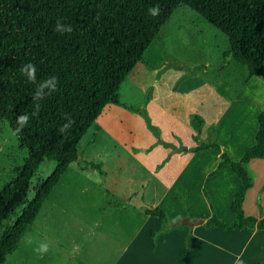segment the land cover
Masks as SVG:
<instances>
[{
	"label": "rangeland",
	"instance_id": "obj_1",
	"mask_svg": "<svg viewBox=\"0 0 264 264\" xmlns=\"http://www.w3.org/2000/svg\"><path fill=\"white\" fill-rule=\"evenodd\" d=\"M228 47L225 35L188 6L179 5L161 27L159 37L145 50L143 60L133 66L120 84L119 104L105 105L78 143L76 160L67 166L52 196L55 201L61 200L63 210L48 221L46 214L36 215L17 249L6 256L3 264H111L123 242L129 240L131 229L126 220L107 217L108 207L127 200L141 209L154 207L159 197V191H154L160 190L163 183L160 178L163 170L158 169V165L166 157L176 160L177 157L172 159L169 155L179 143L212 141L216 111H223L227 104L224 99L232 98L247 82L246 67L222 57ZM167 57L175 64H168ZM182 87L186 92L180 91ZM254 87L258 88L257 83ZM123 104L134 109L125 108ZM186 111L195 114L203 125L196 126L198 123L194 121L190 128L192 118L186 117ZM230 116L239 117V111ZM238 125L242 128L241 118ZM155 138L161 140L154 143ZM204 156V170L217 164L212 152ZM27 157L28 151L20 148L16 135L7 121L2 120L0 189L15 177L16 170ZM86 161L100 164L104 175H99L96 170L81 169L80 164ZM180 164L181 160L175 165L166 163L163 175L176 176ZM54 167V161L43 160L39 164L29 182L26 201L33 197L35 186L46 179ZM261 173L264 174L252 166L248 171L254 188L248 192L242 206L245 214L254 217L264 213V196L260 198L259 195L264 184ZM180 174L186 179L199 173L191 170ZM221 175L219 179L214 178L215 181L208 179L206 182L205 204L196 196L193 198L191 206L196 215L190 220L206 219L209 214L226 222L230 209L225 190L218 197L208 193L212 185L216 184L220 192L223 183H233L227 173ZM196 179L190 177L188 181L194 183ZM182 202L185 207L189 204ZM18 213L19 208L16 214L0 222V232ZM98 222H101L100 226ZM39 226L44 227L43 237L37 236ZM164 227L154 231V242L169 229L167 225ZM29 236L34 241L31 245L24 242ZM215 239L229 244L226 237L216 235ZM257 239L261 240L256 236L254 244ZM42 241L50 245L49 252L43 257L33 251ZM260 243L259 250L252 254L254 262L259 258L254 264L264 258L263 240Z\"/></svg>",
	"mask_w": 264,
	"mask_h": 264
},
{
	"label": "trees",
	"instance_id": "obj_2",
	"mask_svg": "<svg viewBox=\"0 0 264 264\" xmlns=\"http://www.w3.org/2000/svg\"><path fill=\"white\" fill-rule=\"evenodd\" d=\"M156 4L160 15L152 17L148 9ZM181 4L226 36L229 47L222 53L224 59L231 58L246 67L248 76L264 81V0H0V122L7 121L14 133L16 116L30 114L36 103L41 105L39 114L16 135L28 157L0 189V222L19 208L11 224L0 232V264L17 249L42 203L76 160L78 143L104 106L119 104L120 84L143 60L145 50ZM57 21L71 24L73 31L56 32ZM27 63L36 66L37 82L56 77L58 90L42 101L34 100L36 85L20 71ZM65 116L74 123L62 134L59 129L66 123ZM208 148L220 158L215 170L228 166L240 184L232 192L233 220L224 222L211 215L203 226L208 230H264V216L245 215L242 208L253 184L246 164L252 159L264 160V107L257 114L254 144L237 161L213 142L200 143L193 151ZM43 160L54 161L55 167L26 201L29 182ZM80 168L104 175L98 163L86 161ZM141 212L163 225L175 224L158 206ZM189 243L186 235L185 251ZM256 264H264V260Z\"/></svg>",
	"mask_w": 264,
	"mask_h": 264
},
{
	"label": "crops",
	"instance_id": "obj_3",
	"mask_svg": "<svg viewBox=\"0 0 264 264\" xmlns=\"http://www.w3.org/2000/svg\"><path fill=\"white\" fill-rule=\"evenodd\" d=\"M166 60L168 64H175L168 57ZM246 81L247 82L244 85L237 89L232 98L224 99V101L227 102L225 109L221 112L219 110L216 111V118L212 124L213 138L210 142L218 144L220 151L224 153L226 152L228 157L233 161H237L243 154L244 150L254 144V136L257 129V114L264 107L263 79L258 76H248ZM255 83H257L258 88L254 87ZM180 91L186 92L185 87H182ZM166 99H169V97H166ZM217 101H219V99ZM166 103L167 107L169 101L167 100ZM213 104H215V101ZM123 106L128 109H134L125 104H123ZM237 110L239 111V117L230 116L232 112ZM187 116L192 118L189 124L190 128L194 121L198 123L196 126L201 127L203 125V121L197 119V116L191 111H186V117ZM239 118L242 120V128L238 125ZM222 132L224 133L223 138H221ZM191 133H194V131L191 130ZM177 138H180V136H177ZM159 140L161 139L155 138L154 143H157ZM182 143L184 144H177L169 155L172 159L177 157L176 160L172 161L166 157L162 163L158 165V169L164 171L166 163L169 164L172 162L175 165L179 164L181 160V167L176 176L170 177L168 175H163V171L161 172L160 178L163 183L161 182L162 186L160 190L154 191V193L159 191V197L156 204H154V207L155 205H158V207L160 206L169 218L174 221L184 217L193 219L196 215L194 207L191 206L193 198L196 196L203 204H205V197H207L204 193L207 187L206 182L208 179H219L222 176V172H225L233 183H223L224 187L222 186V189L219 188L220 192L216 184L212 185L209 188L208 193L209 196L217 195L216 197H218V194L225 190L230 209L232 192L240 184V180L226 165L215 170L220 158L214 149L208 148L193 151L198 144L206 142H197L196 140L195 144H190V142ZM209 152L214 154L217 164L212 166V168L204 170V154ZM179 154L180 156H177ZM251 166L258 172H264V160H250L246 164V170L250 171ZM191 170H193L194 173L198 172L199 174L196 176L193 174L192 176L183 179V176L180 173H189ZM260 175L264 174L261 173ZM190 177H195L197 179L194 183H190V181H188ZM252 183V187L245 194L243 204L248 192L254 188L253 179ZM57 186L58 183H56L49 196L44 200L37 213V215L42 213L46 214L47 217L46 215L44 216L47 218V221L49 217L52 218L53 216L58 215L59 211L63 210L62 205L59 203L61 200L58 202L52 197L57 190ZM129 187L130 185H127V188ZM259 195L260 198H263L264 184L260 189ZM183 200L185 203H189L186 207L182 202ZM47 204H49V206L46 208ZM121 204H123L122 207H120ZM132 205L129 204L128 200L122 203L116 202L109 206L105 213L107 217H115L122 221L126 220L129 224V229H131L128 231L129 233L131 232L129 240L125 243L123 242L122 247L118 249L114 261L111 264H236L237 256H240L245 264H254L259 260L258 258L254 262V260H252V254L259 250L261 240H263L264 243V230H222L216 227L208 230L203 226V223L201 225L188 227L186 225H180L175 221L174 226H170L168 230H165L161 235L157 236L156 241L154 242L151 232L154 235V231H157L166 225L161 224L154 216L142 214L141 208L134 204ZM263 215L264 213L262 215L259 214L256 218H260ZM210 216L211 215L208 214L207 218ZM233 218L234 215L230 210L229 216L225 221L230 222ZM206 219L201 220L204 222ZM97 225L100 226L101 222H98ZM38 230L37 236L41 237L42 233L45 232L44 227L39 226ZM186 235H188L190 242L187 251H185L184 244ZM216 235L220 236V238L226 237L229 244L217 241L215 239ZM256 236L261 240L257 239L254 244V238ZM111 250L114 251V249ZM246 260L249 262L247 263ZM263 260L264 258L261 261Z\"/></svg>",
	"mask_w": 264,
	"mask_h": 264
},
{
	"label": "clouds",
	"instance_id": "obj_4",
	"mask_svg": "<svg viewBox=\"0 0 264 264\" xmlns=\"http://www.w3.org/2000/svg\"><path fill=\"white\" fill-rule=\"evenodd\" d=\"M148 13L152 17H157L160 15V7L158 4L148 9ZM54 30L60 34L71 33L73 27L71 24H63L60 21H57L55 24ZM21 74L24 75L28 82L36 85V91L34 93L33 99L36 101H42L45 97L50 96L52 93L58 90V80L56 77H49L46 80L37 82V68L32 63L25 64L21 69ZM41 105L36 103L34 110L30 114H20L15 118L16 127L14 128V134L19 135L23 129L28 125L29 120L32 116H37L40 112ZM66 123L63 124L59 131L63 134L72 127L74 121H72L67 116L64 117ZM27 245L34 243L32 238L26 237L24 241ZM50 250V245L46 241L39 242L37 247L33 249L39 256L43 257ZM236 264H243V261L240 256L236 258Z\"/></svg>",
	"mask_w": 264,
	"mask_h": 264
},
{
	"label": "water",
	"instance_id": "obj_5",
	"mask_svg": "<svg viewBox=\"0 0 264 264\" xmlns=\"http://www.w3.org/2000/svg\"><path fill=\"white\" fill-rule=\"evenodd\" d=\"M177 223L180 225H186L188 227H193L196 225H201L203 221L201 219L190 220L188 218H182V219L177 220Z\"/></svg>",
	"mask_w": 264,
	"mask_h": 264
}]
</instances>
